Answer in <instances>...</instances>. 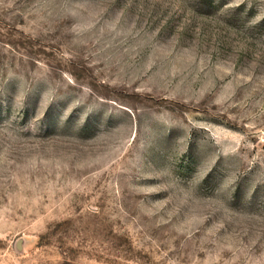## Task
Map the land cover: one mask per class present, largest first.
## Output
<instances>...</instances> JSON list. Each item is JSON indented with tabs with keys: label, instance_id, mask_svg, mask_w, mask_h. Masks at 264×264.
Masks as SVG:
<instances>
[{
	"label": "rangeland",
	"instance_id": "rangeland-1",
	"mask_svg": "<svg viewBox=\"0 0 264 264\" xmlns=\"http://www.w3.org/2000/svg\"><path fill=\"white\" fill-rule=\"evenodd\" d=\"M0 264H264V0H0Z\"/></svg>",
	"mask_w": 264,
	"mask_h": 264
}]
</instances>
